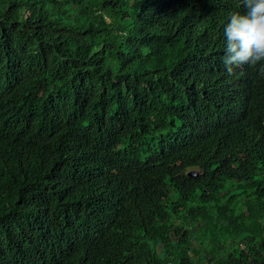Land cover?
<instances>
[{"label":"trees","instance_id":"trees-1","mask_svg":"<svg viewBox=\"0 0 264 264\" xmlns=\"http://www.w3.org/2000/svg\"><path fill=\"white\" fill-rule=\"evenodd\" d=\"M245 10L0 0V264H264V75L221 65Z\"/></svg>","mask_w":264,"mask_h":264},{"label":"clouds","instance_id":"clouds-1","mask_svg":"<svg viewBox=\"0 0 264 264\" xmlns=\"http://www.w3.org/2000/svg\"><path fill=\"white\" fill-rule=\"evenodd\" d=\"M245 11L230 14L223 26L221 65L228 76L241 67L259 66L264 75V0H244Z\"/></svg>","mask_w":264,"mask_h":264},{"label":"bare ground","instance_id":"bare-ground-1","mask_svg":"<svg viewBox=\"0 0 264 264\" xmlns=\"http://www.w3.org/2000/svg\"><path fill=\"white\" fill-rule=\"evenodd\" d=\"M142 159V158H141ZM134 160V159H133ZM132 161V160H131ZM135 161V160H134ZM144 163V162H143ZM189 175V174H188ZM144 197V196H143Z\"/></svg>","mask_w":264,"mask_h":264}]
</instances>
